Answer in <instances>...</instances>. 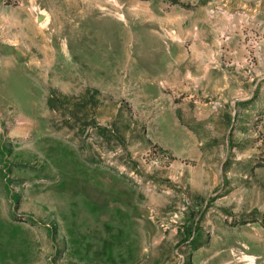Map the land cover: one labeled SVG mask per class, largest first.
Instances as JSON below:
<instances>
[{"label": "rangeland", "instance_id": "1", "mask_svg": "<svg viewBox=\"0 0 264 264\" xmlns=\"http://www.w3.org/2000/svg\"><path fill=\"white\" fill-rule=\"evenodd\" d=\"M0 264H264V0H0Z\"/></svg>", "mask_w": 264, "mask_h": 264}]
</instances>
